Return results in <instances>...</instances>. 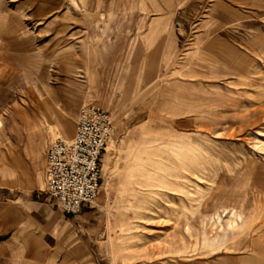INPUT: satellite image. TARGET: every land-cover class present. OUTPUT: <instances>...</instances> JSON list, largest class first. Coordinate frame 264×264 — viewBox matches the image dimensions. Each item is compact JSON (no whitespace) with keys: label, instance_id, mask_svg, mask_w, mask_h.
Here are the masks:
<instances>
[{"label":"rangeland","instance_id":"obj_1","mask_svg":"<svg viewBox=\"0 0 264 264\" xmlns=\"http://www.w3.org/2000/svg\"><path fill=\"white\" fill-rule=\"evenodd\" d=\"M85 104L115 122L94 264L264 258V0H0V202L49 198Z\"/></svg>","mask_w":264,"mask_h":264},{"label":"crops","instance_id":"obj_2","mask_svg":"<svg viewBox=\"0 0 264 264\" xmlns=\"http://www.w3.org/2000/svg\"><path fill=\"white\" fill-rule=\"evenodd\" d=\"M36 197H23L17 204L0 202V233L7 234L0 240V264H94L89 245L97 224L91 205L67 215L54 207L51 197ZM261 257L257 264H264Z\"/></svg>","mask_w":264,"mask_h":264},{"label":"built area","instance_id":"obj_3","mask_svg":"<svg viewBox=\"0 0 264 264\" xmlns=\"http://www.w3.org/2000/svg\"><path fill=\"white\" fill-rule=\"evenodd\" d=\"M115 132L113 112L96 104L79 109L72 138L50 140L45 154L46 192L67 215L93 204L102 182V155Z\"/></svg>","mask_w":264,"mask_h":264}]
</instances>
